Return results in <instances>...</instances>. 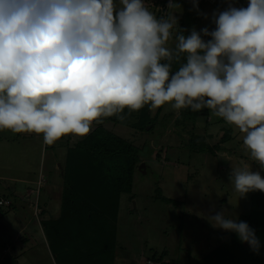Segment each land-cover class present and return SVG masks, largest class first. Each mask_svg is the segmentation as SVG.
Here are the masks:
<instances>
[{"label": "clouds", "instance_id": "9594fccd", "mask_svg": "<svg viewBox=\"0 0 264 264\" xmlns=\"http://www.w3.org/2000/svg\"><path fill=\"white\" fill-rule=\"evenodd\" d=\"M119 5L0 0V131L42 134L53 145L67 135L86 136L103 118L124 120L118 114L126 108L209 109L244 134L264 170V0L229 3L212 14L213 30L188 35L175 14L157 18L144 0ZM179 7L169 0L168 9ZM193 7L207 18L195 0ZM182 59L173 73L172 63ZM230 179L240 197L264 192L259 171L234 169ZM209 222L259 252L255 230L227 208Z\"/></svg>", "mask_w": 264, "mask_h": 264}, {"label": "rangeland", "instance_id": "374dc122", "mask_svg": "<svg viewBox=\"0 0 264 264\" xmlns=\"http://www.w3.org/2000/svg\"><path fill=\"white\" fill-rule=\"evenodd\" d=\"M158 1L144 0L157 18L175 14L185 35L193 28H215L211 7H198L207 18L186 1L181 8L160 13ZM237 1L239 7L249 3ZM174 2L180 6L181 0ZM177 31L174 27L171 48ZM184 62L174 61L172 72ZM146 109L151 122L145 130L138 125L139 110L129 111L125 125L112 116L94 123L90 131L106 128L138 149L130 190L119 195L115 216L104 214L113 206L95 205V212L103 215L99 221H89L81 211L74 217L62 210L68 153L90 133L67 135L47 145L42 134L0 131V200L10 203L0 208V264H264V222L253 200L264 198V192L240 197L230 179L234 169L259 171L264 178L243 144L244 134L209 109L176 110L171 104ZM184 111H191L195 120L185 119ZM73 159L80 174L94 184L93 158L89 167ZM222 208L255 230L258 253L236 233L212 226L209 217ZM45 222L52 225L43 226Z\"/></svg>", "mask_w": 264, "mask_h": 264}, {"label": "trees", "instance_id": "16d2710c", "mask_svg": "<svg viewBox=\"0 0 264 264\" xmlns=\"http://www.w3.org/2000/svg\"><path fill=\"white\" fill-rule=\"evenodd\" d=\"M201 5V4H200ZM174 73V72H173ZM149 105H145L140 113L138 125L140 129L145 130L148 122H151L150 114L146 109ZM124 120H120L118 116H113L115 123L125 125L129 120V110L126 108L123 113ZM183 116L185 119L193 122L195 117L191 111H184ZM117 122H116V121ZM84 163L87 167L94 165L96 171H94L95 179L94 184L89 183V177L82 176L80 169L75 165V159ZM93 159L89 163V159ZM124 158L125 162H121L120 159ZM81 159V160H80ZM138 162V149L134 147L130 142L123 140L110 132L106 128L97 127L88 137L78 142L74 148L68 153V161L64 174L65 189L63 192V213H67L70 210L74 214H69L76 217L80 214V211L84 213L89 219L99 221L103 215H98L95 205L98 207L108 205L113 206L111 210H103L105 215H116L118 210V199L121 193L130 190L132 185V179L134 176V168ZM103 191V190H107ZM85 194L86 197H82L81 194ZM91 193L92 195H89ZM254 194H257L254 192ZM97 196L96 198L94 197ZM94 197V198H93ZM164 201L165 198H162ZM254 203L259 207L257 215L264 222V198L257 197L253 199ZM170 202V201H169ZM115 207V208H114ZM68 209V211H67ZM111 212H113L111 214ZM109 213V214H108ZM101 217L100 219L98 217ZM108 218V217H104ZM90 224V222H88ZM50 226L52 223L45 222L43 226ZM54 225V223H53ZM88 225V224H87ZM263 228L262 237L264 241V223H260ZM49 235V232L47 233ZM256 256L251 255L250 258L255 259Z\"/></svg>", "mask_w": 264, "mask_h": 264}, {"label": "built area", "instance_id": "2783aa9c", "mask_svg": "<svg viewBox=\"0 0 264 264\" xmlns=\"http://www.w3.org/2000/svg\"><path fill=\"white\" fill-rule=\"evenodd\" d=\"M185 1L187 3H190V4L193 3V0H185ZM156 3L158 5V7H157L158 12L161 13L163 10H165V11L167 10L169 0H159ZM195 3L201 4V5H205V6H209V7L212 8L213 12H222V11H224L229 6V3H231L233 6L239 8L236 0H195ZM9 205H10L9 202H6L4 200H0V208L9 207Z\"/></svg>", "mask_w": 264, "mask_h": 264}, {"label": "crops", "instance_id": "0c3cea01", "mask_svg": "<svg viewBox=\"0 0 264 264\" xmlns=\"http://www.w3.org/2000/svg\"><path fill=\"white\" fill-rule=\"evenodd\" d=\"M236 2H237V4H239V2L236 0ZM187 4L186 2H185V0H181V3H179L180 4V8L182 7V5L183 4ZM197 4V3H196ZM188 5H190V4H188ZM198 5V7H201V6H203V8H208V9H210L211 10V8L210 7H208V6H205V5H200V4H197ZM239 6V5H238ZM211 12H213L212 10H211ZM214 13V12H213Z\"/></svg>", "mask_w": 264, "mask_h": 264}]
</instances>
